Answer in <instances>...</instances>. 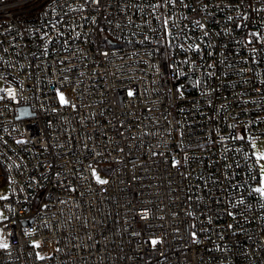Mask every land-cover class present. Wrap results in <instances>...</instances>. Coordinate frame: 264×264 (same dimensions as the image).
I'll return each mask as SVG.
<instances>
[{
	"label": "built area",
	"instance_id": "built-area-1",
	"mask_svg": "<svg viewBox=\"0 0 264 264\" xmlns=\"http://www.w3.org/2000/svg\"><path fill=\"white\" fill-rule=\"evenodd\" d=\"M0 85V264H264V0H0Z\"/></svg>",
	"mask_w": 264,
	"mask_h": 264
},
{
	"label": "snow or ice",
	"instance_id": "snow-or-ice-1",
	"mask_svg": "<svg viewBox=\"0 0 264 264\" xmlns=\"http://www.w3.org/2000/svg\"><path fill=\"white\" fill-rule=\"evenodd\" d=\"M10 95H13L14 96V93H10ZM129 95H132V93L130 92ZM59 99H60V102L61 104H67L68 101L65 99L64 95L62 93L59 94ZM257 160L258 161H264V154H257ZM175 163V162H174ZM261 174H260V180H261V187L259 188H256L255 191L256 192H259L262 196H264V164H261ZM93 176L95 177L96 181L99 183V184H106L108 183V181L106 180H103L101 179L95 170H93ZM7 197H0V199H6ZM231 215V213H230ZM146 218V217H145ZM0 219H6V217H3L2 214H0ZM231 227V226H230ZM194 235V234H193ZM151 243L153 245H155L157 243L156 240H152ZM36 247H39V245H35ZM0 247L2 248H7L8 245L7 243H0ZM42 258V257H41Z\"/></svg>",
	"mask_w": 264,
	"mask_h": 264
},
{
	"label": "rangeland",
	"instance_id": "rangeland-1",
	"mask_svg": "<svg viewBox=\"0 0 264 264\" xmlns=\"http://www.w3.org/2000/svg\"><path fill=\"white\" fill-rule=\"evenodd\" d=\"M2 88V85H0V89ZM254 149H255V154L257 157V154H264V141L261 142H254ZM257 159V158H256ZM258 164L261 166V164H264V161H258ZM103 179V178H101ZM261 180L259 183V187H261ZM0 243H6V239L4 237L3 231L0 228Z\"/></svg>",
	"mask_w": 264,
	"mask_h": 264
},
{
	"label": "water",
	"instance_id": "water-1",
	"mask_svg": "<svg viewBox=\"0 0 264 264\" xmlns=\"http://www.w3.org/2000/svg\"><path fill=\"white\" fill-rule=\"evenodd\" d=\"M31 113L29 111V108H22L20 111V118L30 116Z\"/></svg>",
	"mask_w": 264,
	"mask_h": 264
}]
</instances>
